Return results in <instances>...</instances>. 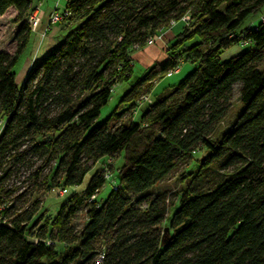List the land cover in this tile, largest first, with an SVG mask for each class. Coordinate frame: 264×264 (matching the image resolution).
Masks as SVG:
<instances>
[{
	"label": "trees",
	"instance_id": "1",
	"mask_svg": "<svg viewBox=\"0 0 264 264\" xmlns=\"http://www.w3.org/2000/svg\"><path fill=\"white\" fill-rule=\"evenodd\" d=\"M32 1L0 0V18L13 12L16 27L14 50L0 51V264H264V19L239 30L264 0H69L63 22L75 27L18 86ZM178 24L167 59L113 114L130 120L93 125L130 78L132 53ZM188 37L198 43L179 52ZM233 46L241 51L223 59ZM185 62L195 68L151 100L153 84ZM235 95L241 110L213 140ZM201 151L178 203L154 191ZM121 155L119 183L98 202L113 176L97 165ZM51 190L69 198L47 221Z\"/></svg>",
	"mask_w": 264,
	"mask_h": 264
},
{
	"label": "rangeland",
	"instance_id": "2",
	"mask_svg": "<svg viewBox=\"0 0 264 264\" xmlns=\"http://www.w3.org/2000/svg\"><path fill=\"white\" fill-rule=\"evenodd\" d=\"M57 5H65L62 1L58 2ZM59 11V13H61ZM13 16L8 15L6 18L3 19V21L0 20V51H6V52H12L14 50V40L13 36L15 33V26L12 22ZM43 19V15L41 16V19ZM264 19V8L261 9L258 13L249 16L246 18V20L243 22V24L240 26L239 30H244L248 27L251 29H255L261 21ZM41 22V21H40ZM37 26V30L33 31V34L37 37H39L42 40V37L44 36V30H40L41 28ZM53 28H56V25L52 26ZM74 25L66 26V29L61 30L59 34V37L62 39L60 41L64 40V36L68 33L69 29L74 28ZM178 27V28H177ZM176 29L179 31L183 27L182 24H178ZM31 34L30 41L26 48L23 50V53L20 55V58L17 61L16 66L13 69V73L15 74V84L18 86H21V83L23 82L24 78L28 74V70L32 67V64L34 63L35 54L36 51V45L38 43V39L34 37V35ZM168 34V33H167ZM50 35V33H49ZM169 36V35H168ZM168 36H165L164 40L158 41V37L156 38V42L153 41L152 45H146V47L142 49H137L135 52L132 53V73L130 78L127 82H122V84L114 86L112 90V96L110 100L107 102V105L101 108L99 117L97 120L93 123L95 126L102 125V123L109 121V126H112L114 121L115 123L119 124L120 122L122 124H126L128 122V116L125 114L124 117L120 120H115V114H119L123 112L125 108H127L128 103H125L123 100L124 95L127 93V91L140 79L142 78L146 72L151 69V67L155 66V64L163 63L167 59V52L165 48V44L167 43ZM58 37V38H59ZM47 43V42H46ZM44 43V44H46ZM198 43L197 37H188L187 39L183 40L181 42V46L179 47V52L188 49L191 46H194ZM42 44V43H41ZM42 46V53L44 52V49L47 48L46 45ZM169 44V43H168ZM41 46V45H40ZM223 59L229 58L227 54L224 53L222 56ZM195 68L193 64L190 62L182 63L179 65V71L176 74H171L167 77H163L160 80H157L156 83L153 84L151 89L150 98L151 100H155L156 96L168 91V89L175 87L181 82L189 73ZM264 68V65L262 66ZM235 99L233 100L231 111L229 112L228 116L225 118L224 123H222L216 130L214 136L212 137L213 140L219 138L222 134L228 130L231 125L234 123V120L236 118V115L241 110V105L239 103V98L235 95ZM204 152L201 151L196 156V160L193 161V163L186 169L185 167H182L179 172L172 173L171 176H169L165 181L161 182L157 186L154 187V191L157 193L165 192L172 203V201H176V195H179L181 193V190H183L186 187V179L182 176L193 172V170H196L198 167V162L201 160V155H203ZM121 155L120 157H115L114 159H106L104 162L105 165L100 163L97 165L98 167H104V169L107 171V175H112L110 181H106L104 188L98 193L97 201L103 202L108 197L110 191L112 190V186L114 184L119 183L117 181V169L120 168L123 164V159ZM93 173H90L86 176V179L83 181V185L81 188H79V191L81 192L82 189L88 184L87 182L92 177ZM73 193V192H72ZM71 194V193H70ZM65 194H62L61 191L57 190H51L48 195L46 196L41 212L45 211L44 219L47 221H51L52 218L59 212L60 206L64 203L66 197H64ZM69 198V197H68ZM66 198V200L68 199ZM178 203V202H177ZM176 203V205H177ZM175 208L171 209L169 211L170 218L173 215V212L175 211ZM79 219V227L81 228L83 224V220L85 219L84 214L78 215ZM168 220L163 224L164 227L167 226Z\"/></svg>",
	"mask_w": 264,
	"mask_h": 264
},
{
	"label": "crops",
	"instance_id": "3",
	"mask_svg": "<svg viewBox=\"0 0 264 264\" xmlns=\"http://www.w3.org/2000/svg\"><path fill=\"white\" fill-rule=\"evenodd\" d=\"M32 7H33V11L30 13L32 14L35 9H39L40 11H42L43 13V19L40 22V30H44V36L42 37V40L35 36L36 40L38 39V43L36 45V51L37 53L35 54V58L34 61H36L37 59L41 58L43 55H45L47 52H49L55 45L59 44L61 41V37H59V34L61 32V30L66 29V26H68L66 23H62V24H55L56 28H53L51 25H49L48 21H49V15L52 13L53 9H55L56 7H58L57 9L59 11H63V9L65 8V5H57V0H33L32 1ZM13 15V12H11ZM10 15V16H11ZM8 15L1 17L0 20L3 21L4 18H6ZM1 24V23H0ZM177 27V26H176ZM178 28V27H177ZM70 30V29H69ZM180 31V30H179ZM179 31L174 28L172 33L169 34V38L172 39L176 34L179 33ZM50 33V35H49ZM59 37V38H58ZM47 42V43H46ZM42 43V44H41ZM46 43V44H44ZM46 45L47 48L44 49V52L41 54L42 52V46ZM41 45V46H40ZM240 48L233 46V48H230L229 50L225 51L224 53L228 55V57H232L235 54H238L240 52ZM228 59V58H227ZM157 97V96H156Z\"/></svg>",
	"mask_w": 264,
	"mask_h": 264
},
{
	"label": "built area",
	"instance_id": "4",
	"mask_svg": "<svg viewBox=\"0 0 264 264\" xmlns=\"http://www.w3.org/2000/svg\"><path fill=\"white\" fill-rule=\"evenodd\" d=\"M62 1L63 3L68 2L69 0H58V2ZM58 7H56L55 9H53L52 13L49 15V25H55L58 23L63 22L64 19H68L70 18V14L68 13V11H66L65 9H63V11L61 13H59V10L57 9ZM43 15L42 11H40L38 8L35 9V11L30 15V18L28 19V24L33 31L37 30V26L40 23V19L41 16ZM189 17H184L181 19L182 22L187 23ZM174 25V23H172V26ZM164 40V36L161 35L160 37H158V41H162ZM153 40L148 41L147 45H152ZM172 73V72H171ZM142 103H140V107H143L144 104L146 105L147 103H150L149 100V96H145L142 100Z\"/></svg>",
	"mask_w": 264,
	"mask_h": 264
},
{
	"label": "water",
	"instance_id": "5",
	"mask_svg": "<svg viewBox=\"0 0 264 264\" xmlns=\"http://www.w3.org/2000/svg\"><path fill=\"white\" fill-rule=\"evenodd\" d=\"M164 232H165V235H164L163 240H162V245L165 244L167 241L168 232H169L168 228H165Z\"/></svg>",
	"mask_w": 264,
	"mask_h": 264
}]
</instances>
